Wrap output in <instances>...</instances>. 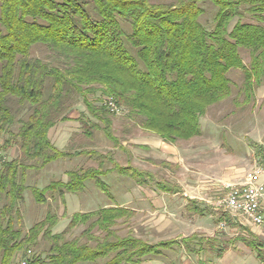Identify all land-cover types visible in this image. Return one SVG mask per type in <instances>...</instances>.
<instances>
[{
  "label": "trees",
  "instance_id": "trees-1",
  "mask_svg": "<svg viewBox=\"0 0 264 264\" xmlns=\"http://www.w3.org/2000/svg\"><path fill=\"white\" fill-rule=\"evenodd\" d=\"M0 1V264L22 259L28 264H142L172 241L151 244L130 232L120 235L117 226L132 219V209L114 203L76 212L54 232L59 218L51 203L82 191L86 180L108 193L100 177L110 171L136 183L150 174L121 166L111 152L59 150L50 130L68 120L81 99L87 114L81 112L78 120L85 137L102 131L117 144L115 113L106 105L111 99L120 112L136 116L142 129L166 142L199 136L208 108L233 95L230 70L244 72L233 101L242 95L248 105L255 89L264 85V0ZM206 5L214 12L201 21ZM248 16L256 22L244 21ZM37 46L44 49L42 56L33 55ZM241 49L249 54V66ZM12 148L15 156L8 155ZM83 154L96 167L68 170L66 180L43 188L27 184L29 170ZM107 162L112 166L105 167ZM28 189L47 208L24 231L21 205ZM40 241L47 243L42 252L35 249ZM245 243L264 260V244Z\"/></svg>",
  "mask_w": 264,
  "mask_h": 264
},
{
  "label": "rangeland",
  "instance_id": "rangeland-1",
  "mask_svg": "<svg viewBox=\"0 0 264 264\" xmlns=\"http://www.w3.org/2000/svg\"><path fill=\"white\" fill-rule=\"evenodd\" d=\"M150 1L153 3H168L172 0ZM210 7V5H206L207 12L204 16L201 17V21L211 19L214 10ZM244 21L256 22L254 19H251L250 16L244 19ZM240 53L243 62H245V65L249 66L250 57L248 52L241 49ZM43 54L44 49L42 47L37 46L34 48L33 55L42 56ZM229 78L233 82L232 97L224 99L221 102L216 103L208 108L204 119H201V137H195L194 139H192V141H189L198 142L199 140H209V145L212 144L211 146H196L190 150L193 154H202V150L204 147L205 158L198 157L194 161H192L186 160V157H183L179 160V165H169L167 163L153 164L147 162V164H145V167L149 169V171H151V178H153L152 183H150L149 186H155L154 181L160 180L162 183H165L167 186H169V188H172L173 191L179 189L178 183L185 188L187 184V175H191L199 179V183L201 184V180L204 179L206 181H212L209 180V178L206 176L208 173H210V176L212 177V175L217 174L218 171L222 173V170H224L225 172L229 168L227 167L229 165V161H227L228 159L226 158V167H221L219 169L217 164L215 167H213L215 168V170H213L214 172H212V169L210 170L209 164L217 158L215 150L219 154H223L224 152L230 154L231 157L235 159V161L241 160L242 156H244L245 154V149L249 148L257 151L259 159L264 158V147L252 146L254 145V129L264 127V118L261 119V117L264 115V101L258 100L257 102L256 99H254L253 101L251 100L248 105H245L241 102V100L243 99L242 95L240 96L241 100L233 101V98L236 96L238 90L242 86L244 72L241 69H232L229 73ZM89 98L96 101V95L91 94L89 95ZM81 112H85V114H87L83 102L81 101V99H79L73 106V109L70 111L69 115L79 116ZM138 120L139 118H137L136 116H128L126 112H120L114 115V117L112 118V134L114 135V137L118 138L117 144H114L111 140H109L102 131H95L93 137L89 139L85 137L83 131H81V128L80 131H78V128L75 129V123H63V125H57L55 130H58L60 126L62 129V126L64 127V124L66 126H70L68 127V132H70L72 135L69 136L67 143L68 145L66 147L67 150L72 151V149H75L77 147L78 150L93 148L101 153L111 152L112 160L116 161L121 166H124V164L127 162V154L121 149V146H135V142L141 141L140 138H142L143 141L146 138L145 134L143 132H140L141 130L137 127ZM256 124L258 125V127L256 126ZM56 134L57 132L55 133V135ZM241 137L243 138L244 142L247 141L252 145L248 144L249 146H237L234 140ZM216 139L217 141L214 143V140ZM186 142L184 140L177 141L178 144L181 143L183 145H186ZM116 146H120L121 148ZM219 147L221 148L219 149ZM16 154V148H12L8 153L9 156H15ZM156 161H158V159ZM216 162H218V160H216ZM96 165L97 164L95 162H93L87 155L84 154L72 158H59L46 164L38 171L29 170L27 172V184L36 188H43L51 181L63 180L64 178L66 180V172L68 170L76 169L79 167H96ZM111 166L112 164L109 162L105 164V167ZM146 177L150 178V176H145V178ZM100 178L106 184L108 193L100 191L93 180H86L85 187L82 191L65 193L62 198L58 197L55 202L51 203L53 210L59 218L58 223L53 229L54 232L61 231L68 223L70 216L76 212L95 211L99 208L105 207V205H112L114 203L123 206V195L125 193V188L128 186V184L132 183L131 179L118 173L117 171L107 172L101 175ZM194 182L198 183L196 180ZM228 185H220L221 187H217L214 190L212 189L211 197L214 199L211 198V200L214 201L215 204L211 205V203H209V214L211 218H209V216H206L205 222L198 220L201 217L198 218L197 220L199 222V225L209 224L212 227H215L216 231L220 230L222 234H225L224 232L226 229H220L219 224L220 222H222V220L226 221V223H229L227 220V218H229V214L223 211L222 205H217L216 203L220 202L219 204H221V200L227 192L226 186ZM181 198V195H177L176 200L180 201ZM174 201L175 199H173L172 205L174 204ZM145 206L146 204L143 205V207ZM46 208L47 207L45 204L42 205L35 202L30 189L26 190L24 192V202L21 205L23 230L26 231L36 221L42 219L46 213ZM200 209H202V211L206 210L208 212L206 207H201ZM144 217L145 216H140L137 214L134 215L132 219L127 223H121L119 226H117L118 233L120 235H125L130 232L142 239H156V237L152 236V231H149L147 233L144 231H140V223L145 220ZM82 228H84V226H80L79 228H77L74 232V235H77ZM199 235H202V233H200ZM46 248L47 243L40 241L38 247L35 249L38 252H42ZM160 250V252H169L168 250H164V248H161ZM170 257H172V255H170ZM158 259L162 261L163 258L158 257ZM195 260L196 264L203 263L201 260ZM101 263L102 261L98 260L93 263L89 262L84 264Z\"/></svg>",
  "mask_w": 264,
  "mask_h": 264
},
{
  "label": "crops",
  "instance_id": "crops-1",
  "mask_svg": "<svg viewBox=\"0 0 264 264\" xmlns=\"http://www.w3.org/2000/svg\"><path fill=\"white\" fill-rule=\"evenodd\" d=\"M254 99H256L257 102L258 100L264 101L263 84L255 89L252 101ZM205 115L201 117L202 120ZM263 116L261 119L264 118ZM202 120H200L201 124ZM63 123H75V129L78 128L79 130H77L80 131L81 125L78 116L69 115V119L60 122L58 126L60 124L63 125ZM256 126L258 127L257 124ZM68 127L70 126L64 124L62 129L60 126L58 130H55L56 127L50 130L49 136L51 141L59 150H67L68 139L69 136L72 135L68 132ZM137 127L141 130L140 132L145 134L146 138L144 141L140 138L141 141L135 142V146L116 147L121 148L127 154V162L124 166L129 165L139 171L148 172L150 178L146 177L142 183H136L129 177L132 183L128 184L125 188L123 206L132 209L135 215L138 214L146 217H144L145 220L140 223V231L146 233L152 231V236L156 237V239L144 240L151 244L160 241H172V244L168 248H164V250H168L169 252H160V254L155 256H147L142 264H196L195 259L201 260L203 262L202 264H259L261 259L258 256V251L255 247L245 242L246 240H252L259 244H264V227L254 226L240 215L227 211L224 208L223 211L229 214V218H227L229 223L222 220V222L225 223V234H222L218 229V231H216L215 227L209 224L199 225L198 222V220L205 222L206 216L211 218L209 214V203H211V205L215 204V202L211 200L212 189L214 190L217 187H221L220 185L241 183L244 180L245 173L261 159H259L257 151L250 148L245 149V154L242 156L241 160L235 161L230 154L226 152L219 154L215 150L217 158L209 164V168L214 172L213 170H215V168L213 167L217 164L219 169L221 167H226L227 158V161H229L227 167L229 168L225 172L224 170H222V173L218 171V173L212 175V177L210 173H208L206 176L212 181H206L204 179L201 180L202 184L199 183V179L187 175V184L185 188L178 183V190L163 191L159 189L158 184L161 183L160 180L154 181L155 186H149L153 178H151V171L145 167L147 162L153 164L167 163L169 165H179V160L183 157H186V160L192 161L198 157L205 158L204 147L202 154L196 155L191 153L190 150L196 146H211L212 144L209 145L208 139L199 140L198 142H189L195 137L184 140L185 142L187 141L186 145L181 143L178 144L177 142L169 143L158 135L142 129L139 124H137ZM56 132L57 134L55 135ZM196 137L201 136L199 135ZM253 138L254 145L247 141L244 142L242 137L236 138L234 141L237 146H249L248 144H250L252 146L264 147V127H259V129L255 128L253 131ZM216 141L217 139L214 140V143ZM220 148L221 147H219V149ZM75 150L78 149L76 148ZM78 156L79 155L74 157ZM155 159H158V161ZM216 160H218V162H216ZM63 180H65V178ZM195 180L198 183L194 182ZM261 181L264 183V174L261 177ZM177 195H181L182 198L180 201L176 200ZM173 199H175V201L172 205ZM219 203L216 204L221 205ZM145 204L146 206L143 207ZM201 207H206L208 212L206 210L202 211V209H200ZM200 233H202V235H199ZM193 236H195V238L191 239ZM170 255H172V257H170ZM158 257H162V261L158 259Z\"/></svg>",
  "mask_w": 264,
  "mask_h": 264
},
{
  "label": "built area",
  "instance_id": "built-area-1",
  "mask_svg": "<svg viewBox=\"0 0 264 264\" xmlns=\"http://www.w3.org/2000/svg\"><path fill=\"white\" fill-rule=\"evenodd\" d=\"M106 105L111 112L120 113V109L111 99L106 101ZM263 174L264 158L245 173L241 183L226 186L227 192L221 200L225 210L240 215L254 226L261 227H264V183L261 181ZM219 228L224 229L225 223L220 222ZM31 254V250H28L27 255ZM19 264H28V261L22 259ZM259 264H264V260H260Z\"/></svg>",
  "mask_w": 264,
  "mask_h": 264
}]
</instances>
